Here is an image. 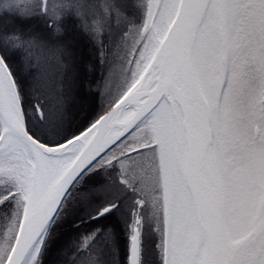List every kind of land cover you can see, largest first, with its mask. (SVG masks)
Here are the masks:
<instances>
[{"label": "snow or ice", "instance_id": "snow-or-ice-1", "mask_svg": "<svg viewBox=\"0 0 264 264\" xmlns=\"http://www.w3.org/2000/svg\"><path fill=\"white\" fill-rule=\"evenodd\" d=\"M4 7L0 264H264V0Z\"/></svg>", "mask_w": 264, "mask_h": 264}, {"label": "rangeland", "instance_id": "rangeland-1", "mask_svg": "<svg viewBox=\"0 0 264 264\" xmlns=\"http://www.w3.org/2000/svg\"><path fill=\"white\" fill-rule=\"evenodd\" d=\"M28 2L29 0H0V9L5 8L4 6L7 4L28 3ZM120 79H121V76H120L119 65H116L115 71H114V81L118 83ZM113 91H114V88H113ZM105 99L106 98L100 96L99 106L96 107V110L98 113L101 111L103 104L105 102Z\"/></svg>", "mask_w": 264, "mask_h": 264}, {"label": "trees", "instance_id": "trees-1", "mask_svg": "<svg viewBox=\"0 0 264 264\" xmlns=\"http://www.w3.org/2000/svg\"><path fill=\"white\" fill-rule=\"evenodd\" d=\"M5 11H7L5 8L0 9V15H2ZM97 79H98V77H97ZM99 101H100V95H97L94 103L89 101V103L85 105L86 111L91 109L93 115L98 113L96 110V107L99 106Z\"/></svg>", "mask_w": 264, "mask_h": 264}]
</instances>
